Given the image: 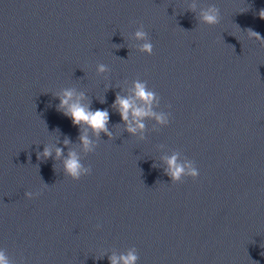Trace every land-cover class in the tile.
<instances>
[{"label":"water","instance_id":"1","mask_svg":"<svg viewBox=\"0 0 264 264\" xmlns=\"http://www.w3.org/2000/svg\"><path fill=\"white\" fill-rule=\"evenodd\" d=\"M191 2L0 0V249L14 264H110L133 246L137 264H264V46L246 31L264 36V0H196L197 13L220 9L216 25ZM141 24L151 55L133 38ZM137 78L171 113L159 131L146 120L144 140L111 108ZM68 87L108 109L115 137L101 133L79 180L54 151L36 155L77 142L57 109ZM173 150L196 179L171 183L161 157Z\"/></svg>","mask_w":264,"mask_h":264},{"label":"clouds","instance_id":"2","mask_svg":"<svg viewBox=\"0 0 264 264\" xmlns=\"http://www.w3.org/2000/svg\"><path fill=\"white\" fill-rule=\"evenodd\" d=\"M197 8L196 0H192L188 5L189 11L197 13ZM258 14L261 19H264V9H261ZM197 19L207 25H216L221 20L220 9L214 4L200 7ZM246 31L250 38H254L264 46V36H261L259 32L251 28ZM133 38L136 41H142V43L137 44L139 51L149 55L152 54L154 46L143 24L135 30ZM96 70L99 74L110 72L109 67L103 63L98 64ZM106 88H108L107 85ZM123 92L125 94L116 93L111 108L120 115L124 131L140 140H144L145 133L148 130L145 123L146 120L155 121L152 127L153 131H159L157 126H167L170 123L171 113L157 110L160 107L161 97L148 87L146 80L134 79L131 85L126 87ZM56 96L59 99L57 109L69 117L72 124L79 128L77 142L73 144L72 140L65 136L63 145L68 148L67 154H65L64 148L57 146L60 143L57 138L56 143L47 144L42 152H36L37 159L47 160L49 157H53L54 151L55 155L53 158L62 162L64 175L72 180H79L82 176L91 175L92 173V166L83 163V157L95 152L98 141L101 139V133L105 134L108 139L115 138L113 131L109 129L110 114L108 109L97 108L93 110L91 100L86 93L78 91L74 87L63 88L56 93ZM100 102L104 103L105 98L100 99ZM56 131H59V129ZM161 159L165 164V173L171 178V183H181L185 177L196 179L199 176V169L196 167L195 162L187 157L182 158V153L179 150H173L171 154L164 155ZM155 166L153 165V167ZM44 187H47V185H44ZM40 194V190L36 192L26 191L24 193L29 199ZM96 227L100 228L101 226L97 224ZM103 257H98L97 259H102ZM107 258L110 264H137L139 255L133 246L128 248L126 252L117 253L112 251ZM0 264H14V261L8 257L4 249H0ZM21 264H23V261H21Z\"/></svg>","mask_w":264,"mask_h":264}]
</instances>
